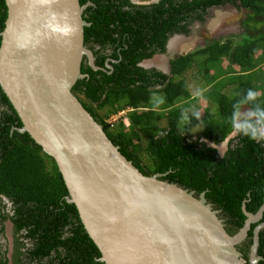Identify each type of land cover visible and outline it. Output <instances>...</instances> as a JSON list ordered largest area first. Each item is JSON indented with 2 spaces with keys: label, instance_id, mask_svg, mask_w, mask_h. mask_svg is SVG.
<instances>
[{
  "label": "trees",
  "instance_id": "16d2710c",
  "mask_svg": "<svg viewBox=\"0 0 264 264\" xmlns=\"http://www.w3.org/2000/svg\"><path fill=\"white\" fill-rule=\"evenodd\" d=\"M79 2L88 3L83 12L89 23L84 27V46L92 51L99 68L92 69L83 56L84 76L72 92L142 174L159 173V179L193 192L196 198L204 193L206 202L218 210L226 232L230 236L237 233L247 218L244 208L255 213L264 198V134L260 131L264 126V0ZM215 7L247 11V20L263 25L258 29L247 23L250 31L237 43L213 40L192 52L175 55L170 59L169 73L140 65L166 53L173 35H189L192 25L204 23ZM6 17L5 0H0V33ZM198 57L204 58L198 62L204 69L200 91L209 90L193 94L183 74ZM223 59L231 64L223 68ZM243 107L254 118L236 126ZM106 108L108 117L127 111L114 130L104 120L107 116L100 115ZM21 126L0 87V194L13 203L14 231H24L22 241L16 239L13 264H104L76 206L66 201L68 190L55 161L28 133L18 131ZM231 133L235 134L229 137ZM139 135L147 140L146 154L152 168L144 167L135 154L139 145L133 138ZM227 139L225 150L220 152L215 145ZM4 217L0 213V235ZM262 223L264 211L236 245L246 263L254 229ZM25 240L30 246L21 251ZM257 256V264H264V226L258 231ZM0 264H7L2 251Z\"/></svg>",
  "mask_w": 264,
  "mask_h": 264
},
{
  "label": "water",
  "instance_id": "95a60500",
  "mask_svg": "<svg viewBox=\"0 0 264 264\" xmlns=\"http://www.w3.org/2000/svg\"><path fill=\"white\" fill-rule=\"evenodd\" d=\"M0 33V87L26 132L55 161L68 196L104 264H257L254 229L248 263L236 245L252 222L229 235L218 210L161 174H142L83 107L72 87L96 70L84 46L87 4L79 0H5ZM168 50V49H167ZM142 65V63L140 64ZM107 67L111 68L107 64ZM169 71V70H168ZM169 73V72H168Z\"/></svg>",
  "mask_w": 264,
  "mask_h": 264
},
{
  "label": "rangeland",
  "instance_id": "374dc122",
  "mask_svg": "<svg viewBox=\"0 0 264 264\" xmlns=\"http://www.w3.org/2000/svg\"><path fill=\"white\" fill-rule=\"evenodd\" d=\"M133 1L140 3L150 0H133ZM246 12L247 11L244 10L237 12L231 7L212 8L204 23H199V22L194 23L191 27V33L187 36L182 35L185 36L186 42L185 44L182 43L183 45L181 44L178 46L179 48L181 47L179 50L172 49L166 51V53L164 54L155 55L153 58L144 61L142 65L146 68L157 67L160 70H164L168 73L170 66L169 64L170 59H172L175 55L192 52L196 48H200L204 46L206 43L213 40H220L222 42L225 40H232L233 43L239 42L242 36L246 32L250 31L248 29L249 27L247 26V23H249V25L251 26L258 27V29L263 25V22H259L257 25H254L251 19L247 20ZM173 38H175V36H172L169 39L168 44L170 40ZM197 59L191 65V67L188 70H186L183 74V78L187 83V87L189 88L190 92H192L193 94H195V92L206 93L209 90V88L208 89L202 88V90L200 91V87L204 83V79H202V73L204 69H202L201 66L198 65V62L203 61L204 58L198 57ZM229 64H231L230 60L223 59L222 66H228ZM232 68L238 70V67L236 65H232ZM261 69L264 71V64L261 66ZM198 105H202L200 101H198ZM210 109L211 112L214 113L215 106L213 104L210 105ZM107 110L108 109L106 108L100 111V115L107 116L108 114ZM113 114L115 115L104 117V120H106V123L111 127L112 130L117 128L120 119H125V117L127 116V111L126 110L118 111ZM247 118H254V117L247 107H243L238 113L236 119V123H237L236 126L240 125L241 122ZM183 124H186V122ZM199 129H200L199 126L196 127L194 129V132L197 134V131ZM260 131L262 134H264V126L260 128ZM234 134L231 133L229 137L234 136ZM139 137L140 138H133V142L139 145L135 154L139 157V160L144 167L152 168L151 161L146 154L147 140L145 137L141 135H139ZM227 142L228 139L215 146L220 152H223L226 148Z\"/></svg>",
  "mask_w": 264,
  "mask_h": 264
},
{
  "label": "flooded vegetation",
  "instance_id": "af4514ba",
  "mask_svg": "<svg viewBox=\"0 0 264 264\" xmlns=\"http://www.w3.org/2000/svg\"><path fill=\"white\" fill-rule=\"evenodd\" d=\"M153 68L160 70L157 67H153ZM160 71L167 73L164 70H160ZM0 208H1L0 213H2L3 216H5L4 219L1 220L2 221L1 225L3 226L2 227L3 234L0 235V251H2L5 258L7 259V264H13V256L16 251V242H17L16 239L19 238L22 241V234L24 233V231L22 229L18 233L14 231L13 223L11 221L12 215H14L13 203L9 198L1 194H0ZM29 246L30 244H28V242L25 240L23 246L22 244L20 245V250L26 251V249Z\"/></svg>",
  "mask_w": 264,
  "mask_h": 264
},
{
  "label": "crops",
  "instance_id": "0c3cea01",
  "mask_svg": "<svg viewBox=\"0 0 264 264\" xmlns=\"http://www.w3.org/2000/svg\"><path fill=\"white\" fill-rule=\"evenodd\" d=\"M252 23L254 25L258 24L255 20H252ZM170 42H171L170 45L168 44V50H172V49L179 50L181 47L179 48L178 46L181 45L182 43L185 44L186 39H185V36L179 35V36H175V38L171 39ZM222 67L225 68L226 66H222Z\"/></svg>",
  "mask_w": 264,
  "mask_h": 264
},
{
  "label": "clouds",
  "instance_id": "9594fccd",
  "mask_svg": "<svg viewBox=\"0 0 264 264\" xmlns=\"http://www.w3.org/2000/svg\"><path fill=\"white\" fill-rule=\"evenodd\" d=\"M158 0H150V1H144V2H140V3H153V2H157ZM135 3H137V2H135ZM196 23V22H195ZM173 36H176V35H173ZM169 41V40H168ZM168 44V43H167ZM167 47H168V45H167ZM146 61V60H145ZM144 62V61H143ZM143 62H141V63H143ZM140 63V64H141ZM142 67H144L143 65H141ZM144 68H146V67H144ZM258 211V210H257ZM256 211V212H257ZM255 212V213H256ZM255 213H252V214H255ZM263 215V214H262ZM262 218V217H261ZM259 221V220H258Z\"/></svg>",
  "mask_w": 264,
  "mask_h": 264
},
{
  "label": "bare ground",
  "instance_id": "6f19581e",
  "mask_svg": "<svg viewBox=\"0 0 264 264\" xmlns=\"http://www.w3.org/2000/svg\"><path fill=\"white\" fill-rule=\"evenodd\" d=\"M171 43V42H170ZM173 43V42H172Z\"/></svg>",
  "mask_w": 264,
  "mask_h": 264
}]
</instances>
